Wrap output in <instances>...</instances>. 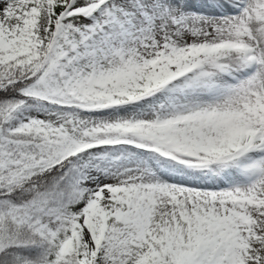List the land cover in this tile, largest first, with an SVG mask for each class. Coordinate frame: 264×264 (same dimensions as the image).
Masks as SVG:
<instances>
[{
    "label": "snow or ice",
    "instance_id": "1",
    "mask_svg": "<svg viewBox=\"0 0 264 264\" xmlns=\"http://www.w3.org/2000/svg\"><path fill=\"white\" fill-rule=\"evenodd\" d=\"M0 264H264V0H0Z\"/></svg>",
    "mask_w": 264,
    "mask_h": 264
}]
</instances>
